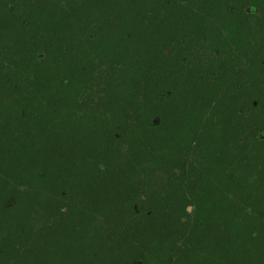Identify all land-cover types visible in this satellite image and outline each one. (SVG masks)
<instances>
[{
	"label": "trees",
	"instance_id": "obj_1",
	"mask_svg": "<svg viewBox=\"0 0 264 264\" xmlns=\"http://www.w3.org/2000/svg\"><path fill=\"white\" fill-rule=\"evenodd\" d=\"M67 1L0 0V264L51 262V229L56 261L74 259L63 246L78 253L82 241L88 262L141 259L131 237L145 227L154 237L178 229L186 212L160 205L148 188L164 181V163L181 171L193 156L207 169L195 179L231 181L234 198L228 208L219 202L216 210H227L214 216L221 234L199 236L207 251L196 260L252 264L255 253L264 264V49L245 55L238 41L239 50L206 51L225 28L250 43L240 27L250 22L244 0ZM179 119L189 128L184 145L203 119L216 128L186 152ZM224 125L248 136L233 166L223 159L234 137L219 135ZM142 195L154 207L140 211L145 221L132 208L143 207ZM73 196L101 203H88L81 220L70 217L65 198ZM153 243L152 260L188 258L165 257Z\"/></svg>",
	"mask_w": 264,
	"mask_h": 264
},
{
	"label": "flooded vegetation",
	"instance_id": "obj_2",
	"mask_svg": "<svg viewBox=\"0 0 264 264\" xmlns=\"http://www.w3.org/2000/svg\"><path fill=\"white\" fill-rule=\"evenodd\" d=\"M254 4L249 3L248 0H244V4H246L244 12L242 13V18L244 20H249V23H242L240 24V27H242V33L244 36L249 37L250 43L246 38H242L239 36H233L232 38H228L232 34V31H229L227 28L224 29V36L221 38V36L217 38H208L207 42V52H213L214 49H218V52L220 51H230L231 49L239 50L244 49V54H247L248 48L253 49H264V0H254ZM68 2L65 0V3ZM65 3L62 5L65 7ZM234 6L233 8H235ZM232 7H229V11H231ZM68 9V8H67ZM231 9V10H230ZM15 11V10H14ZM226 27V21L224 23ZM223 27L224 26H220ZM221 38V39H220ZM211 40H216L215 42H211ZM230 42H229V41ZM240 42V45L242 44V48H237L236 43ZM227 42V43H226ZM224 43V44H223ZM263 48V49H262ZM247 59V58H245ZM261 70V69H260ZM264 71L261 72L263 74ZM232 121V120H231ZM206 119H203V126H199L196 124V128L193 126L191 127V132L189 133V138L187 139L185 145L182 143V137L185 136V134L189 131V128L186 127L185 124L187 122L181 121V119L178 120V123H173L176 128V133L181 137L180 141V150L186 149L188 145H192V148L196 147V143L198 141L199 133L205 132L208 130L209 133L211 131H214L216 128V125L209 126L205 125ZM226 122H229L227 119ZM155 124H159V120L154 121ZM197 123L194 121V124ZM212 123V121L210 122ZM189 124V123H188ZM167 127V126H166ZM229 127V128H228ZM246 128V126L244 127ZM211 129V130H210ZM230 130V132L227 133V130ZM223 135L224 137H230L234 136L231 139V142L227 145V149L223 152V159L225 161V166L228 164L229 166H233L232 159L235 156H238L239 162L242 161V158L240 159V155H246L243 148L247 146V133L244 132L243 134L239 133H232L230 125H224V131H220L219 135ZM237 137H240L239 140H237ZM260 138L264 140V132L263 134H260ZM193 139V140H192ZM190 142H189V141ZM183 146V147H182ZM243 150V151H242ZM193 151V150H192ZM236 153V155H235ZM243 155V156H244ZM195 159V156H193ZM194 159L192 160L191 165L185 164V170H170L167 163H164L161 170L162 178L164 177V181L158 180L157 185H153L149 187V190L154 189V191L159 192V203L160 205L165 202L168 204H173L175 202V206H179L181 209H178L177 215H179L183 208L186 209V212H182L178 218L181 219L182 224L177 223L178 229L169 228L168 230L163 232V229L161 230V233L153 236V230L150 227L142 228L143 233L139 231L136 235L131 237L130 243H129V249L130 251H133L137 256L141 257V259H133L131 261H123V260H115L112 262H103V260H98L95 262H88V260H85L83 256H85L86 250V244L84 241L77 243L74 245V251L78 253H73L70 249V246H67L65 248L64 257L65 255L67 257H75L72 260H55L56 257V244L60 242V239L55 238L54 229L48 230V242L50 243V249L48 251V255L51 254L53 257V260L49 263H43V264H55L61 263V264H202L198 260H196L198 251H202L205 253L207 250H204V246L202 245L204 243V239H200L199 236H206L205 234L211 236L213 239L216 235L215 232L218 234H221L219 231L216 230L215 227V220L214 216L218 215H224V213H221L220 211H217V206L219 202L224 204V207L229 206L228 204L232 202L234 199L231 195L230 189L231 188V181H224L223 186H221L222 182H219L215 179L209 180V181H198L195 179V177L200 176L207 170L203 165L197 164ZM245 159V157H244ZM140 167L139 165H137ZM196 170V171H195ZM195 171V173H194ZM199 171V172H198ZM173 177H177L176 183H171V179ZM195 179L196 181H194ZM229 183V184H228ZM164 185V186H163ZM197 186V189H194V187ZM224 187V188H222ZM229 189V190H228ZM222 190V191H221ZM223 193V194H222ZM214 194V195H213ZM222 194L223 197L219 199V196ZM212 195V196H211ZM218 195V196H217ZM66 199V204H72L70 205L74 212L70 215H74V217H80L82 220V215H85L88 210V203L98 202L101 203V199H98L97 197H82V196H73L68 197ZM142 199L146 201V203H143L141 206L142 208H139V206L133 204L132 208L139 212L145 211V214L151 213L154 207L150 205L148 198L145 195H142ZM164 199V200H163ZM219 199V200H218ZM223 199V200H222ZM230 199V200H229ZM232 199V200H231ZM138 200V199H137ZM131 201L135 200H129V198L125 199V202L130 207ZM164 201V202H163ZM203 203L204 205L200 206L198 203ZM224 201V202H222ZM217 202V203H216ZM241 202H243L241 200ZM241 202H238L241 204ZM53 203L57 204L59 203L58 198H55V201ZM207 203V205L205 204ZM246 201L243 202L245 204ZM217 204V205H216ZM185 206V207H184ZM244 206V205H243ZM247 207V206H246ZM245 207V208H246ZM228 208V207H226ZM207 210V212L205 211ZM215 211V215H212L211 212ZM217 213V214H216ZM144 214V213H143ZM143 217V218H142ZM139 219H142L145 221V215L138 216ZM163 218V214H162ZM208 218V219H207ZM54 230V231H53ZM170 236H173L174 238H168ZM212 238H209V240L212 241ZM157 242L160 247V253L165 255L167 257V253H172L171 251H175L176 253H180L179 255H182L183 253H189L187 255L188 258L186 259H180L178 262H170L168 259H155L152 260V251L151 247L154 244L153 242ZM174 241V244H171L170 242ZM175 249V250H174ZM71 252V253H70ZM193 253V254H192ZM248 263L252 264H262L260 258H258L257 254L251 255V261ZM40 264V263H37ZM207 264H213V262L210 263V261H207ZM238 264H247L245 260L242 261V258L239 260Z\"/></svg>",
	"mask_w": 264,
	"mask_h": 264
}]
</instances>
